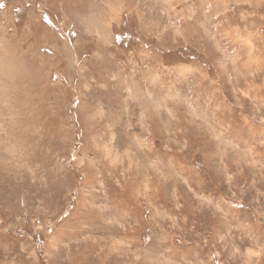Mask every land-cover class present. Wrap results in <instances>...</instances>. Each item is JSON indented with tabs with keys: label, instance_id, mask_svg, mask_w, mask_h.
I'll list each match as a JSON object with an SVG mask.
<instances>
[{
	"label": "rangeland",
	"instance_id": "374dc122",
	"mask_svg": "<svg viewBox=\"0 0 264 264\" xmlns=\"http://www.w3.org/2000/svg\"><path fill=\"white\" fill-rule=\"evenodd\" d=\"M0 264H264V0H0Z\"/></svg>",
	"mask_w": 264,
	"mask_h": 264
}]
</instances>
